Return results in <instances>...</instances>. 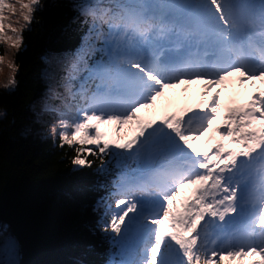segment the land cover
<instances>
[{
    "label": "snow or ice",
    "instance_id": "6c2138e0",
    "mask_svg": "<svg viewBox=\"0 0 264 264\" xmlns=\"http://www.w3.org/2000/svg\"><path fill=\"white\" fill-rule=\"evenodd\" d=\"M16 2L30 25L41 0ZM5 10L17 12L0 0V41L19 49ZM76 11L80 44L51 73L75 115L42 112L58 114L51 133L74 165L125 162L103 226L109 264H264V0H80ZM193 83L195 99H165Z\"/></svg>",
    "mask_w": 264,
    "mask_h": 264
},
{
    "label": "trees",
    "instance_id": "16d2710c",
    "mask_svg": "<svg viewBox=\"0 0 264 264\" xmlns=\"http://www.w3.org/2000/svg\"><path fill=\"white\" fill-rule=\"evenodd\" d=\"M10 2L17 16L19 3ZM79 2L41 0L31 24H20L23 44L11 55L18 67L15 73L11 68L14 90H6L8 79L0 77V229L12 230L22 264H109L116 251L103 226L109 205L115 210L114 181L128 171L125 162L104 156L101 168L100 158L89 156L91 167L74 165V150L60 147L58 134L51 133L58 114L42 112L47 102L69 119L75 115L57 98L63 94L60 74L53 79L51 73L80 44L74 23ZM0 55L1 70L4 41Z\"/></svg>",
    "mask_w": 264,
    "mask_h": 264
},
{
    "label": "rangeland",
    "instance_id": "374dc122",
    "mask_svg": "<svg viewBox=\"0 0 264 264\" xmlns=\"http://www.w3.org/2000/svg\"><path fill=\"white\" fill-rule=\"evenodd\" d=\"M19 14L17 16L12 15V17H10L9 15H7V13H5V15L8 17V19L5 20V25H7L10 22V19H13L12 21V25L13 27H16L18 29H20V24H24L25 22L23 21L21 15H20V5H19ZM12 14V13H11ZM16 23H18V26H16ZM6 32L8 35H15L14 33L10 32L7 30L6 27ZM15 50V47L11 46V42L4 40V63L2 65V69L0 70V77L4 76V78L6 79H10L11 78V74H12V70L9 67V64L11 63V55H12V51ZM257 84L259 85V81H257ZM4 88L6 90H14L15 86L10 87V88H6L4 86ZM187 88L188 91L187 93L184 92V89ZM246 90H250V91H254L251 87L246 86ZM200 91V85L197 83H193L192 85H180L177 88L174 89H169V90H165V99H170L174 102V104H180L183 102L184 98L187 97L189 99H195L198 92ZM211 95V93H210ZM225 98L229 95H232L231 91L229 93H225ZM223 116V113L221 112L220 115L217 117V120L214 121V124H218L221 123V117ZM3 117V114L0 113V118ZM198 143L202 144V140L198 141ZM225 143H227V141H225ZM230 147H235L234 145H229ZM7 234V228L4 229H0V236L4 237ZM256 259H258V257H256Z\"/></svg>",
    "mask_w": 264,
    "mask_h": 264
},
{
    "label": "water",
    "instance_id": "95a60500",
    "mask_svg": "<svg viewBox=\"0 0 264 264\" xmlns=\"http://www.w3.org/2000/svg\"><path fill=\"white\" fill-rule=\"evenodd\" d=\"M0 264H22L21 246L9 228L6 236H0Z\"/></svg>",
    "mask_w": 264,
    "mask_h": 264
},
{
    "label": "bare ground",
    "instance_id": "6f19581e",
    "mask_svg": "<svg viewBox=\"0 0 264 264\" xmlns=\"http://www.w3.org/2000/svg\"><path fill=\"white\" fill-rule=\"evenodd\" d=\"M248 93H251L252 91L247 90ZM247 99V96L245 95L244 98L242 99V101L244 102Z\"/></svg>",
    "mask_w": 264,
    "mask_h": 264
}]
</instances>
